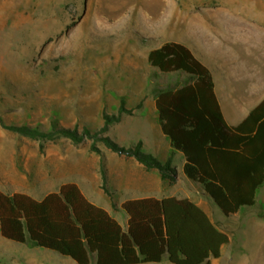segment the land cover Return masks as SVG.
I'll use <instances>...</instances> for the list:
<instances>
[{"label":"rangeland","instance_id":"1","mask_svg":"<svg viewBox=\"0 0 264 264\" xmlns=\"http://www.w3.org/2000/svg\"><path fill=\"white\" fill-rule=\"evenodd\" d=\"M261 26L264 0H0V118L7 126L48 130L56 124L95 131L103 124L102 114H116L124 100L133 115L112 125L108 136L125 148L141 141L143 152L165 162L171 147L160 128L154 90L179 87L184 76L152 68L148 53L167 42L189 45L213 71L222 101L228 95L222 92L223 78L228 76L227 89L233 88V54L244 49L236 44L248 41ZM221 108L230 119L229 103ZM89 147L90 141H35L0 125V189L23 190L41 199L74 182L91 201L110 205L100 187L103 159L115 203L172 185L186 191L179 180L162 181L157 172L101 143V155ZM172 159L181 166L179 157ZM263 190L258 191L257 205L245 208L249 213L241 221L264 224ZM216 212L225 217L218 208ZM30 246L0 235V264H26Z\"/></svg>","mask_w":264,"mask_h":264},{"label":"trees","instance_id":"2","mask_svg":"<svg viewBox=\"0 0 264 264\" xmlns=\"http://www.w3.org/2000/svg\"><path fill=\"white\" fill-rule=\"evenodd\" d=\"M149 65L162 74L184 76L179 87L154 90L161 131L168 138L171 157L161 162L143 152L142 142L125 148L108 134L125 115H133L121 100L116 114H102L95 131L83 127L48 130L29 125H5L21 137L47 142L90 141V151L101 155V143L110 152L135 160L162 181L174 184L177 170L172 156L184 158L183 175L201 187L225 217L257 205L264 187V99L237 126L224 120L212 72L187 46L167 42L152 49ZM101 189L111 199L108 172L101 160ZM119 209L128 217L127 229L104 209L91 203L75 183L35 199L25 193L0 190V235L18 244L54 252L76 264H210L219 258L229 237L220 232L192 201L176 198L128 199Z\"/></svg>","mask_w":264,"mask_h":264},{"label":"crops","instance_id":"3","mask_svg":"<svg viewBox=\"0 0 264 264\" xmlns=\"http://www.w3.org/2000/svg\"><path fill=\"white\" fill-rule=\"evenodd\" d=\"M183 45L187 46L192 50V48L189 45L187 44H183ZM236 45H240V46L244 45V49L242 50L240 47L239 50L236 49L233 54V63H234L233 88L232 91L228 90L227 89L228 86H226V80L228 79V76L223 78L222 82L224 83L225 90H222V92L226 93L227 91L228 95L223 97L222 101L220 100V97L218 96L217 93L218 82L214 77L213 71L210 68H208L195 55V53L192 50L194 55L212 72L213 79L215 82V91L220 106L224 102L229 103L230 105V114H229L230 119L227 120L223 114L224 120L229 126H237L239 123H241L247 117L249 112L252 109H254L264 99V26H261L259 29H257L255 33L251 35L248 41L242 42L239 39ZM171 155H172V150H171ZM174 156L179 157L181 159L180 167H177L175 164L174 165L176 166V170H177V180H179V182L184 184V186L186 187L185 189L186 191H181L178 188L175 189L174 185H172L170 187L168 186L167 190H162L161 188L154 189L152 191L145 190V192L148 193L147 195L132 199H144V198H156L159 200L164 198H176L179 200L188 199L192 201L196 206H198L207 215L210 221L220 232L226 234L229 237V244L224 245L221 248L220 257L217 259L211 257L210 264H264V235L258 234L259 229L264 230V224L245 223L241 221V215L243 213L245 214L249 213V212H245V208L241 209L237 214L230 216L228 218L227 217L221 218L220 216H218L216 212L217 207L214 205L212 200L202 191L201 187L195 184L199 188L195 186H194L195 188H193V186L189 184V182L191 181H189L183 175L182 169L184 165V158L182 157V155L180 153H177ZM168 159H166V161ZM70 183H74V182H70ZM0 190L4 191L3 189ZM4 192H8V191H4ZM17 192L25 193L33 197L31 194L23 190L20 191L16 190L14 192H8V193H17ZM85 197L94 205L107 211L122 226L124 230L127 229L128 217L123 211L119 209L120 205L124 201L121 203L114 202L117 208H113L112 201L110 205L107 202L106 206H102L100 204L91 201L86 195ZM227 223H232L234 225V229L228 228ZM40 249L41 248H37V247L30 248L29 253H27V259L25 261L26 264H71L64 259L61 260V258H58L57 256L44 252L47 250L43 249L44 251H42ZM15 254L18 255L17 253ZM146 264H171V263H169L167 260H163L159 263H146Z\"/></svg>","mask_w":264,"mask_h":264}]
</instances>
